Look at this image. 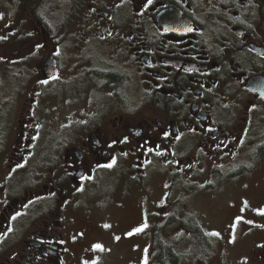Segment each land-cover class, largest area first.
Listing matches in <instances>:
<instances>
[{"label": "flooded vegetation", "instance_id": "af4514ba", "mask_svg": "<svg viewBox=\"0 0 264 264\" xmlns=\"http://www.w3.org/2000/svg\"><path fill=\"white\" fill-rule=\"evenodd\" d=\"M71 1L74 18L81 0ZM83 3L66 62L53 38L44 47L46 24L37 17L36 39L20 42L47 51L33 60L38 85L29 99L23 93L14 136L0 146V264H70L75 238L97 230L76 221L123 214V188L138 190L150 170L189 178L218 170L232 178L251 175L264 157V0ZM109 72L119 85L104 77ZM66 82L93 109L74 118L85 125L70 129L71 137L41 144L37 90L48 94ZM37 146L40 159L32 155ZM241 156L245 166L229 167ZM166 207L146 214L154 219L163 210L167 219ZM174 212L198 227L194 211Z\"/></svg>", "mask_w": 264, "mask_h": 264}, {"label": "rangeland", "instance_id": "374dc122", "mask_svg": "<svg viewBox=\"0 0 264 264\" xmlns=\"http://www.w3.org/2000/svg\"><path fill=\"white\" fill-rule=\"evenodd\" d=\"M41 1L24 0L23 5L17 8L10 5L7 10L5 2L0 0V146L6 148L9 138H13L15 133L20 105L25 97L29 99L33 95L31 85H38L31 67L33 60L40 54L44 56L47 51L43 48L42 54L28 45H20V42L36 39L38 33L33 20L37 17L46 24H43V44H49V37L53 38L59 57L66 62L67 40L73 28L78 26L76 23L81 21L85 9L81 0L75 17L70 19L66 10L55 7L59 13L55 20L43 12L40 18L31 8H25L26 2ZM23 74L26 75V85L20 92ZM37 91L42 93L34 104V115L40 128L37 140L41 144L48 145L49 138L68 137L73 132L70 133V129L77 130L85 125L74 121V118L86 108L93 107H89L90 103L77 87L66 82L54 92L49 91L52 94L45 93L46 89L38 88ZM32 155L42 158V147L37 146ZM245 160L242 156L235 158L234 166L229 167L245 166ZM255 165L251 175L240 172L232 178H225V172L218 170L206 173L200 170L192 176L198 180L197 184L181 172L150 170L141 178L138 190H132L129 183L123 188V214L114 219H101L98 223L83 218L76 221L80 226L97 230L75 238V254L70 264H160L153 259L154 239L170 243L179 253V264H264V157ZM0 176H3L1 166ZM183 190L190 193L189 197L182 196ZM165 205L170 209L167 219L161 216L163 210L154 219L148 215L149 210L155 211ZM181 208L185 212H195L198 227L216 245L213 253L202 256L201 244L186 226L188 220L184 221L180 214L174 212ZM94 222L97 227H94ZM153 225L159 228L156 235L150 234Z\"/></svg>", "mask_w": 264, "mask_h": 264}, {"label": "trees", "instance_id": "16d2710c", "mask_svg": "<svg viewBox=\"0 0 264 264\" xmlns=\"http://www.w3.org/2000/svg\"><path fill=\"white\" fill-rule=\"evenodd\" d=\"M24 0H3L5 2V5L18 7L19 5H23ZM59 4V5H56ZM26 9H32L35 14H45V16L50 17L51 19L57 20V15L59 13H56L55 7H60L66 11L69 10L68 15L72 16V8L74 5V2L71 0H42L41 2L38 3H29L26 2L24 3ZM51 7V8H50ZM52 9V11L50 10ZM32 12V11H31ZM32 12V14H33ZM56 15V16H55ZM104 77L112 81L113 83L119 85L121 78L118 74L115 73H106ZM190 220V219H189ZM191 221V220H190ZM188 221L187 227L190 229V231H193L195 233V236L197 237L198 242L201 244V249H202V256L207 255L208 253H213L215 250V243L212 239L208 240L206 238V235L198 229V227L193 223ZM159 229V228H158ZM159 231L157 230L154 232L156 235ZM153 259L155 261H158L160 264H179L180 263V256L179 253H177L176 250L172 247L170 243L163 242L158 239H154L153 242Z\"/></svg>", "mask_w": 264, "mask_h": 264}]
</instances>
